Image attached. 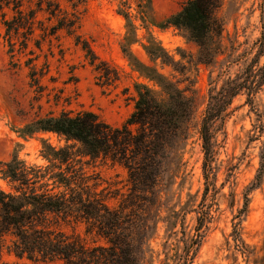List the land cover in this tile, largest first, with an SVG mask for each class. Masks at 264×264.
I'll use <instances>...</instances> for the list:
<instances>
[{
    "label": "rangeland",
    "instance_id": "1",
    "mask_svg": "<svg viewBox=\"0 0 264 264\" xmlns=\"http://www.w3.org/2000/svg\"><path fill=\"white\" fill-rule=\"evenodd\" d=\"M124 1V9L137 27V37L145 42V30L135 19V0ZM186 1L151 0L153 20L163 21ZM58 2L71 12L65 0ZM121 4L122 0H89L78 7V32L82 39L99 60L118 72V81L108 85H102L85 52L65 32L41 38L39 25L35 23L25 48V33H11L9 39L0 18V161H8L16 153L28 164L44 166L46 162L39 153L42 140L56 148L66 145L64 139L51 133H39L27 139L19 137L16 131L36 117L90 111L106 123L120 127L134 111L135 82L160 91L133 70L121 51L126 33L125 20L118 14ZM26 6L22 0L24 13ZM31 6L35 8L34 4ZM263 9V0H223L216 14L223 24L225 49L216 65L197 64V46L174 28L149 27L173 59V66L153 64L139 44L130 47L141 62L156 66L195 100L188 139L182 149L174 146L167 151L170 155L162 160L161 173L151 193L147 189L131 195L128 171L121 165L97 159L85 166L89 175L97 177L98 190H103L109 207L118 208L126 201L124 212L131 220L129 235L139 264H264V170L259 171L264 156V134L259 140L254 139L256 116L245 104V96H237L228 109L229 116L216 125L213 173L205 197L207 183L199 135L209 77L216 78L227 59L231 61L251 49L262 31ZM4 11L6 19H11L13 12ZM37 19L48 24L43 13ZM28 58L34 59L32 65L43 74L39 77L40 87L31 86L29 67L25 65ZM236 70L237 66L233 65L230 74ZM255 101L263 112L264 87ZM179 160L180 172L172 176ZM0 188L7 189L1 180ZM131 200L134 202L130 203ZM60 226L68 234H79L89 245L94 240L105 244L95 235H86L83 223L61 222ZM10 239L6 238V246L10 245ZM2 263L30 264L17 260L4 248Z\"/></svg>",
    "mask_w": 264,
    "mask_h": 264
},
{
    "label": "trees",
    "instance_id": "2",
    "mask_svg": "<svg viewBox=\"0 0 264 264\" xmlns=\"http://www.w3.org/2000/svg\"><path fill=\"white\" fill-rule=\"evenodd\" d=\"M65 1L71 6V12L64 10L58 0H25L24 13L22 0H0L5 35L10 39L11 33H25L26 48L27 37L33 33L35 23L39 25L41 38L63 31L85 52L102 85L118 81L117 70L99 60L78 32V7L89 0ZM222 3L223 0H187L177 12L156 23L151 0H135V19L146 33L143 42L137 37V27L124 9L126 1L122 0L118 14L125 20L126 33L121 51L133 70L160 91L135 82L134 111L120 127L106 123L90 111H79L36 117L16 131L24 139L39 133L55 134L64 139L66 145L56 148L42 140L39 153L46 162L44 166L28 164L16 153L8 161H0V180L7 186V189L0 188V258L4 248L17 260L30 264H139L129 235L131 220L124 212L126 201L118 208L109 207L103 190H98L97 177L89 175L85 166L97 159L116 163L128 171L131 195L147 189L150 193L153 191L162 160L170 155L167 151L174 146L182 149L188 139L195 100L156 66L141 62L130 47L139 44L153 64L173 66V59L153 37L149 27L174 28L197 46V64L216 65L225 49L223 24L216 14ZM4 9L13 12L11 19H6ZM39 13L45 15L48 24L37 19ZM260 22L262 31L251 49L231 61L227 59L216 78L209 77L207 104L199 128L204 154L202 168L207 183L204 197L213 173L215 128L229 116L228 109L237 96H245V104L256 116L254 139L259 140L264 134V111H259L255 101L264 87V9ZM33 60L28 58L25 65L29 67L31 86L40 87L39 77L43 74L32 65ZM233 65L237 70L231 75ZM261 159L259 171L264 170V156ZM181 167L179 160L172 176H176ZM61 222L83 223L86 235H95L105 244L94 240L93 245H89L79 234L63 231ZM7 237L11 238L8 246Z\"/></svg>",
    "mask_w": 264,
    "mask_h": 264
}]
</instances>
